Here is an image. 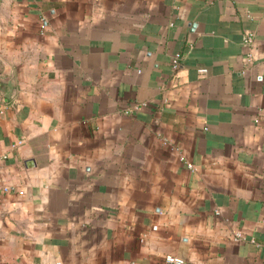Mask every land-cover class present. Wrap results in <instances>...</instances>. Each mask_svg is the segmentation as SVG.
Wrapping results in <instances>:
<instances>
[{
  "label": "crops",
  "instance_id": "0c3cea01",
  "mask_svg": "<svg viewBox=\"0 0 264 264\" xmlns=\"http://www.w3.org/2000/svg\"><path fill=\"white\" fill-rule=\"evenodd\" d=\"M169 253L264 264V0H0V264Z\"/></svg>",
  "mask_w": 264,
  "mask_h": 264
},
{
  "label": "built area",
  "instance_id": "2783aa9c",
  "mask_svg": "<svg viewBox=\"0 0 264 264\" xmlns=\"http://www.w3.org/2000/svg\"><path fill=\"white\" fill-rule=\"evenodd\" d=\"M255 39H256V33L254 30H248L243 34L242 41L249 48V52L247 55V59L249 61L252 60V58H253V51L252 50L255 47ZM181 57H182V53L180 51H177L176 53H174L173 59H172L174 68H178L180 66ZM245 69H244V71H245ZM200 71L205 73V72H207V68H201ZM235 238L239 239V238H241V235L239 233H236ZM165 260L169 263H172V264H185V259L183 257H181L177 254H173V253L167 254L165 256Z\"/></svg>",
  "mask_w": 264,
  "mask_h": 264
}]
</instances>
